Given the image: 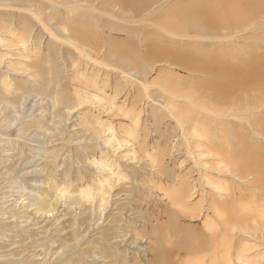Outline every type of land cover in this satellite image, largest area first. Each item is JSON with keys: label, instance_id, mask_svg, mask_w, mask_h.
<instances>
[{"label": "rangeland", "instance_id": "rangeland-1", "mask_svg": "<svg viewBox=\"0 0 264 264\" xmlns=\"http://www.w3.org/2000/svg\"><path fill=\"white\" fill-rule=\"evenodd\" d=\"M35 1L42 3L41 10L48 12L49 16L53 15L49 19L43 20L47 26L44 33L41 32L40 35L42 52L40 53L44 56V51L48 50L47 43L49 42L52 45L49 54L57 57L60 67L54 63L53 65L56 68H74V71L76 70L80 74L79 76L76 72L72 73L69 69L67 71L69 74L66 73L68 81L61 80L58 83L60 88L58 85V88L54 86L53 89L56 88L57 93L64 97L70 95L71 100H74L71 103L77 104V107L73 118L71 116V120L67 122V126H58L55 123H64L60 119L61 114H59L61 106L57 109V104H54L60 100V97L43 99L40 102V97L30 96L23 102L21 99L12 101L15 99L14 96H11L12 99L4 96L5 100L10 101L11 99V103L6 107L7 105L3 104L6 102L1 100V103L0 101V142H6L8 146L13 147V152L10 153H13L11 155L14 156L10 160L15 161L12 162L8 158L9 162L5 165L7 168H15L16 176L26 172V180L29 181L26 184L28 189L41 190L44 187V191L47 192V188H53V191L48 193L40 192L43 196L56 195L57 189L64 188L63 190H66V194L57 197L59 213L54 219V225L51 226L52 235L51 240L48 239L46 242L47 247L53 244V251L57 252L58 256L62 255L63 264H151L155 257L152 248L157 246L168 248V256L165 258L168 264H264V218H258L251 223L250 219L246 218L253 215L248 210L254 212L255 207L264 210V201L260 197L263 193L264 199V191L261 190L258 183L254 185L255 191L252 189L254 186H251L255 182L254 177L250 175L248 178L252 183L251 188H241L242 193L239 196L235 187L228 184L226 186L221 180L222 177L217 176V172L215 174L214 171L208 170L211 166L214 169L221 166L215 163L220 160V155L217 153L213 156L207 155V151L212 153V149L215 148V146H210L212 142L223 144L228 153L236 150L241 130L230 125L229 122L235 123V126L240 123V127L245 128L246 134L252 132L255 137L260 138L256 131H259L258 125L264 120V103L260 102V100H264V92L261 90L252 91L249 94L248 102H246V97L243 101L241 100L243 103L240 101V105L244 104L242 107L244 111L238 109L232 113L244 114V119L239 120L228 116L223 118L220 125L211 126L203 122L197 128L192 129L188 121L195 116L216 120L212 115H207L204 112L198 113V107L194 106L198 103L202 104L199 107L212 109L211 105L204 104L197 99L199 92L193 88L190 82L203 75L183 71L168 63L152 62L149 64H152L153 68H149L144 77L139 76L136 71L132 75H124L123 66L109 63V59V62L106 61V53H110V50L107 49L109 45L113 44L112 41L124 40L126 42V40L134 39L139 45L149 39L146 35L129 33L130 29L138 24L137 19L131 17L132 14L122 12L119 6L107 3L106 0H87L84 6L95 7L93 12L88 13L94 18H98L102 23L100 28L96 26L95 29H82L83 35L100 43V45L92 46L94 50L85 49L89 54L90 59H88L87 56H83L86 54L85 52L80 54L67 44H63L65 40L63 36L71 37L70 32L58 30L60 17L84 15L82 14L83 10L77 8V3L68 0ZM53 4L55 6L52 7ZM3 11L13 15L21 13L16 7L1 8L0 12ZM259 18L262 19V16ZM22 21L18 17H12V19L6 17L2 20V24L5 26L8 22L10 29H13L19 38L21 35V32L18 34L19 28L31 30L30 26H21ZM146 25L149 28H154L149 22ZM118 28H122L123 32L116 30ZM40 29L41 26L37 24L36 27H33L32 33L37 35ZM255 29H249L244 33L240 29H235L234 32L227 35L228 38L217 39L215 42L208 38H201L199 34L193 32L188 34L189 38L164 34L163 36L168 40L162 36L161 40L175 41L181 44L187 42L191 44L190 42H192L194 45H197L198 42H208L209 44L221 42L222 46L217 50L222 55H226L227 51L235 48L236 45H241L240 41H243L245 44L255 45L257 48L254 47V49L257 51L253 49V53L260 54L264 52V44L260 37L264 32V25L260 30ZM51 34L53 38L50 37ZM0 38L5 42H9V40L11 42L10 35L5 34L4 30H0ZM6 45L2 43L0 48V84L4 82V84L8 83L13 86L17 84L27 86L28 83L25 82L27 78L23 77L27 74L36 75L37 71L29 66L26 58L21 54V45H11L9 48ZM144 49V46L140 45L139 53L145 52ZM236 51L237 56L242 57L238 54L240 49ZM33 57L34 54H32ZM99 64L107 68L103 69ZM45 65L50 66L49 63ZM9 66H11V70ZM23 66L28 67L24 69ZM132 67L133 65L125 69L128 71ZM20 71L27 74L20 75ZM81 74L87 77L82 78ZM55 76L56 71L53 74L54 79ZM33 81L32 84L37 85L35 84L37 79H33ZM51 84L53 85V83ZM38 88L42 90V88ZM155 92H162L168 100L166 109L160 108L157 103L152 104L154 106L152 109L146 106L147 97L152 96ZM175 93H183L182 96L185 100L182 103L186 105L185 108L178 110L171 105V96ZM113 99L116 107L109 106L112 103L110 100L113 101ZM195 99L197 100L195 101ZM100 100H104L103 104L98 103ZM215 109L223 114L230 112L221 108ZM24 111L25 114H23ZM261 114H263L261 117L252 120V116ZM135 117L140 120L138 124L134 122ZM157 121L160 122V125H157ZM8 122H11V126H7L9 129H6L3 135L2 130ZM109 128L115 132L118 140L122 138L130 143L116 147L117 142L110 141L111 149L105 148L104 141H109V137L112 135L109 134ZM191 132L206 135L210 143L203 140V144L196 147V138ZM94 133L103 135L100 143L90 139ZM219 133L221 137L217 138ZM162 140H168L174 147H171L169 152H164L161 146ZM15 143L17 145H14ZM18 146L21 148L20 152ZM262 146L261 150L264 151V144ZM18 153L22 157H19ZM200 154H202L201 158H199ZM151 157L157 164L155 169L159 166L158 158L164 160L162 171L160 170L161 175L150 172L153 168L146 165L150 163ZM4 160L6 159L4 158ZM29 160L30 164L20 168L21 161L28 163ZM198 160L208 164V172L205 171V173L211 179L202 177L201 183L204 187L211 189L210 183L228 187L234 192L235 197H239L235 202L236 209L241 210V214L237 215L236 224L238 222V225L232 228L231 221H229L227 228L231 232L228 235L221 226L222 222H220L221 218L217 209H209L206 198H204L200 209L195 207L188 213L178 211L170 206L171 198L174 197L179 186V179L176 178V175L183 177L185 181V173L190 174L194 169V162ZM102 162L108 164V169L102 170L103 167L98 165ZM6 166L0 165V170ZM39 167H42L45 172L39 173V179L35 180V176L31 173L34 170H39ZM111 170H113L114 177L110 182L112 189L109 190L104 185L105 182L101 183L100 181H107ZM190 176L198 178L196 173ZM236 181L238 180L236 179ZM258 186H260L259 189H257ZM204 187L201 185L200 192H204ZM99 189H103L108 201L103 210L100 209L101 202H98V197H101ZM90 191H92L91 198L84 199L81 196V194ZM246 192L249 193V196L252 194L253 198L243 196ZM159 198L162 202L159 201ZM86 200L91 206H89L90 214V210L89 212L85 210ZM193 203L198 205L197 197L194 198ZM101 214L102 222L95 221L97 215ZM193 215L195 218H190ZM208 218H211L209 222L215 224L209 229H207ZM252 223L255 225L254 228L251 226ZM216 228H219V237L216 243L211 245L210 250L207 239L204 243L199 236H206V232L211 233ZM186 230L190 232L185 233ZM177 231H180L181 234H177ZM187 234H190L192 238L187 239L183 236ZM193 237L200 238V245L203 242L202 248L196 247L197 241ZM174 240L178 243L176 246H171ZM162 257L163 254H160L157 259ZM164 261H158L156 264H165Z\"/></svg>", "mask_w": 264, "mask_h": 264}, {"label": "bare ground", "instance_id": "bare-ground-1", "mask_svg": "<svg viewBox=\"0 0 264 264\" xmlns=\"http://www.w3.org/2000/svg\"><path fill=\"white\" fill-rule=\"evenodd\" d=\"M68 1L76 2L77 8H81L83 10L82 14L84 15L79 14L75 17H60L58 30H64L65 32H70L72 34L71 37L69 35L63 36L65 38L63 44H67L68 46L72 47L74 51L80 54H83V52H85L86 54H83V56H87L88 59H90L89 54L85 49L94 50L92 46L100 45V43L95 42L83 35L82 29H95L96 26L100 28L102 23L98 18H94L91 16V14L88 13L93 12L95 10V7L92 5L84 6L87 3V0ZM106 1L107 3H113L119 6L122 12L132 14L131 17L137 19V26L130 29L131 31H129V33L134 32L140 36L146 35L147 37H149L146 42L139 45L137 41H135L134 39H130L126 40V42L124 40H117V42L112 41L113 44L108 46L107 50H110V53H106V61H108L109 59V63H114V65L117 66H123L124 75H132V73L136 71L139 76L144 77L147 74V70L149 68H153V65L149 64V62L168 63L169 65L178 67L183 71L203 75L201 78L193 79V81L190 82L193 88L197 92H199V98L197 99L204 102V104L211 105L212 109L199 107L202 104L198 103L194 106L196 108L198 107V113L204 112L207 115H212L217 121L212 118L202 119L195 116V118H191L188 121V124L190 127H192V129L197 128L203 122H206V125L211 126H213L214 124L220 125L223 118H227L228 116L239 120L244 119V114L241 115L240 113L232 112L244 107V104H240L243 103L242 101L243 99H245L244 97H246V102L250 100L248 97H250L249 94L252 91L261 90L262 92H264V52L260 54L253 53L252 50L254 49V47L257 48L255 45L251 46L250 44H245L243 41H240L241 45H236L235 48H231L230 51H227L226 55H222L217 50L222 46L221 42L212 44H209L208 42H198L197 45H194L189 41L191 44H188V42L181 44L175 41H165L168 39L163 36L164 34H167L176 37L189 38L190 36L188 34L193 32L199 34V37L201 38H208L210 39V41L215 42L217 39L219 40L222 38H228L229 36L227 35L234 32L235 29H240V31L243 33L252 28H256L255 30H260L264 25V0ZM41 4L42 3L35 0H11L10 2L9 0H0V9L16 7L19 11H21V13L15 15L7 12L5 13L4 11L0 12V30H4L5 34L7 33L11 38V42L10 40L9 42H5L0 38V48L2 43L7 44V48H9L11 45H21V54L24 55L29 66L37 71L36 75H28L27 73L21 71L19 72L20 75L27 74L23 78H27L25 82L28 83L29 87L28 85L26 86L22 84L13 86L8 83L4 84V82H2L0 84V101L2 100L6 102L3 103L6 106L7 104L11 103V96L15 97V99H13L12 101H19L21 99L23 102L28 100L30 96L40 97V102L43 99H53L54 97H60V100H58V102L54 104H57V109H59V107L61 106V112L59 111V114H61L60 119L64 123L57 122L55 123V125L67 126V122L71 120V116L73 118V113L75 111V108L77 107V104L71 103L74 102V100H71L70 95H68V97H64L58 94L56 88H58V85L60 88V84L58 83L61 80H67L66 77L69 74L67 73V71L69 69L70 71H72V73L76 72L79 74V72H77L76 70L74 71V68H56V66L60 67L58 66L59 61L57 60V57L55 55L49 54V50L52 46L49 42L47 43V52L44 51V56L43 54H41L42 52L40 49V35L44 33L47 26L46 22H44L43 20H47L50 18V16H53H49L48 12L41 10ZM53 6L55 5L53 4L52 7ZM261 16L262 19L259 18ZM6 17H11V19L12 17H18L19 19H22L23 21L21 22V26H30L31 30L29 31L27 29L19 28L18 31L17 28L16 30L18 31V34L19 32H21L20 37L17 38L14 30H11L8 25L10 18L6 24L5 22H3L5 24V26H3L2 20ZM111 18L114 17L111 16ZM255 19L257 20L256 22L254 21ZM148 22L152 24L154 28H149L148 25H146ZM37 24L41 26V29L40 32H38V34L36 35L32 32L33 27H36ZM116 30L123 32L122 28H118ZM161 36L165 40H161ZM50 37L53 38V35L51 34ZM260 37L262 39L261 42L264 44V32H262ZM79 43L87 44L80 45ZM140 45L144 46L145 48V52H143L142 54H140V51L138 50ZM237 49H240L238 54L242 55V57L237 56ZM254 51L257 50L254 49ZM5 54L7 55V53ZM32 54H34L33 58ZM53 56L55 57L54 61ZM47 63L50 64L49 67L45 65ZM53 63L56 66L53 65ZM16 64H18V62H16ZM132 65L133 67L128 71L125 69L126 67ZM99 66L103 69L107 68L100 64ZM23 67L24 69H26V67L28 66ZM9 69L11 70V66H9ZM55 71L56 76L54 79L53 74ZM82 76V78L87 77L85 75ZM33 79H37V81H35V84L37 85L32 84V82H34ZM51 83H53V85ZM54 86L56 87L55 89H53ZM38 87L42 88V90H39ZM182 95L183 93H175L171 96L172 102L170 103L178 110L185 108L186 106L184 103H182L185 100ZM4 96L10 97V101H8L7 99L5 100L3 98ZM197 99H195V101ZM147 100L148 102L146 106H149L150 109L154 108L152 104L155 103H157V105H159L162 109H166V107L168 106V100L162 92H155L152 96H148ZM103 101L104 100H100L98 101V103L103 104ZM110 101L112 103L109 104V106L112 105L113 107H116L114 106L115 100L113 99V101ZM260 102L263 104L264 100L262 99L260 100ZM101 106L102 108H104L103 105ZM6 107H8V105ZM215 108H221L224 111L229 110L230 112L223 114ZM112 109L114 110L115 108ZM170 110H172V108H170ZM23 114H25V111ZM263 114H261L260 116H252V120L261 117ZM134 119V122L138 124L140 121L139 118L135 117ZM229 124L241 130V135L240 137H238L236 150L232 153L226 152L224 149V145L221 143H210L206 135L193 134L191 132L194 138H196V147L202 145L203 140H206L208 144L210 143V146H215V148L212 149V153L206 150L207 155L213 156L215 153L220 155V160L216 161L215 163L216 165L221 166H218L216 169L211 166L208 170L214 171L215 174L217 172V176L222 177L221 180L224 181L223 183L226 186L228 184L235 187L239 196L242 193L241 188H251L255 184L257 185V183L261 186H258L257 189H259L260 187L261 190L264 191V151L261 150L263 147L262 145L264 144V120L258 125L259 131H256L257 133H259L258 135L260 136V138L255 137L252 132L251 134H246V132L244 131L245 128L240 127V123H238V126H235V123L232 122H229ZM157 125H160L159 121H157ZM7 126L10 127L11 122L5 124V128L2 130V134L6 131V129H9ZM108 131L109 134L111 133L112 135L111 137H109V141H104L105 148L111 149V146L109 144L110 141H116L117 146L114 144L116 147H122L130 143L129 141H126L122 138H119L118 140L117 135L114 131H112L111 128H109ZM6 136L8 135L6 134ZM102 136L101 133H94L90 137V139L95 140L97 143H100L103 138ZM219 137H221L220 133L217 138ZM115 138L116 140H114ZM180 144L181 142L179 143V146ZM14 145H17V143H15ZM40 145H42V143H40ZM161 146L164 152H169L170 148L174 147V145H171L168 140H162ZM12 148L13 147L8 146L6 142H0L1 166H6L5 164L9 162L7 161L8 158L9 160L13 158L14 155H11L13 153H10L13 152ZM18 150L19 152L21 151V148H19V146ZM17 155L19 157H22L20 153H18ZM201 157L202 154L199 155V158ZM4 158L6 160H4ZM158 159L160 161L159 166L156 169L154 167H157V164L153 158L150 160V163L146 164L148 165V167L153 168L150 172H155V175H161L160 170L162 171V167L164 164V160L162 158ZM26 162L21 161L20 168L25 167L31 163L30 160L28 163ZM98 165L100 167H103L102 170H104L105 168L108 169V164L106 162L99 163ZM207 168L208 164L206 162L198 160L194 162L193 171L190 174L185 173V181L183 180V177L176 175V178L179 179V186L174 197L171 198L170 206H172L174 209H177L178 211H184L188 213L195 207H199L200 209L201 204L204 202V198H206L207 207L209 209H217V212L221 218L220 222H222L221 226H223V230L227 232L228 235V233L231 232L230 229L227 228L229 226V221H231L232 228H235L238 225V222L236 224V221L238 220L237 215L241 214V210L236 209L235 202L239 197H235L234 192L229 190L228 187L217 186L211 183V189H207L206 187H204V185L201 183L202 177H205L208 180L211 179L206 176L207 174L205 173V171H207ZM3 169L0 170V264H63L64 262L61 259L62 255L59 254L58 256L57 252L55 253V251H53V244L51 246L49 245L50 247H47L46 242L52 235L50 231L52 229L51 226L54 225V219L59 213V210L57 209V197H60V195L62 194H66V190H63L64 188L60 190L57 189L55 191L56 195L53 194V196H50L47 194L43 196L40 192H46L44 191V187H42L41 190L37 188H27L26 184L29 181L26 180V172L25 174L19 173L20 176H16L15 168H7L6 166L3 167ZM111 171V174H108L109 179L107 181H100L101 183L105 182L104 185L109 190L112 189V186H110V182L114 177V175H112L113 170ZM42 172H45L44 169L42 167H39V170H34V172H32L31 174L35 176V180H38V174ZM193 173H196L198 178H193V176H190ZM250 175L254 177V184H252L250 178H248ZM236 179L238 181H236ZM35 183H38V181H35ZM201 185L204 187V192H200ZM255 188L256 187L254 186V188L252 189L255 191ZM47 190L48 191L46 193L53 191V188L49 187L47 188ZM205 191L208 192L206 193ZM99 193L101 194V197H96H98V202H101L100 209L103 210L105 209L108 201L107 197H105L106 194L103 192V189H99ZM262 194L263 193H261L260 197H262V200L264 201ZM91 195L92 191L81 194L84 199L91 198ZM243 196L253 198L252 194L251 196H249L248 192H246ZM195 197L198 198L197 206L195 203H193ZM159 201L162 202L160 198ZM91 205L93 204L91 203ZM250 205L252 206V204ZM89 206L90 205L86 200V207H84L85 210H88V212L91 209V206ZM248 212L253 214L246 217L250 219V223L251 221H255L258 218H264V210L257 207L254 208V212L250 210H248ZM90 213L91 210L89 214ZM190 218H195V215L190 216ZM209 219L211 220V218L207 219V229L215 226L214 223L209 222ZM101 220L102 214L99 216L97 215L95 221L102 222ZM251 226L252 228H254L255 225L252 223ZM187 228L191 229L189 227ZM218 229H214L211 233L206 232V236L198 235L201 239H203V242L207 239L210 250L211 245L215 244L218 240ZM186 231L187 232L185 233L190 232L189 230ZM176 233L179 235L181 234L180 231H177ZM183 236H185L187 239L192 238L190 234ZM199 237L193 238L197 241L196 247L202 248L203 242L201 243L202 245H200L201 240ZM177 243L178 242L174 240L172 241L171 246H176ZM167 250L168 248L166 246H157L152 248V252L154 251L153 256L155 255V257L152 260L151 264H156L158 261H164L168 256ZM160 254H163V257L161 259H157ZM164 263L168 264L166 260L164 261Z\"/></svg>", "mask_w": 264, "mask_h": 264}]
</instances>
